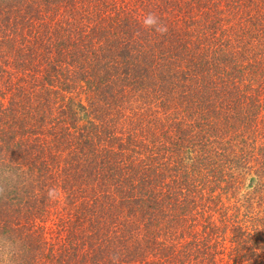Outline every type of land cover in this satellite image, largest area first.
<instances>
[{
	"label": "trees",
	"instance_id": "trees-1",
	"mask_svg": "<svg viewBox=\"0 0 264 264\" xmlns=\"http://www.w3.org/2000/svg\"><path fill=\"white\" fill-rule=\"evenodd\" d=\"M218 1L0 0L11 264H264V0Z\"/></svg>",
	"mask_w": 264,
	"mask_h": 264
},
{
	"label": "rangeland",
	"instance_id": "rangeland-1",
	"mask_svg": "<svg viewBox=\"0 0 264 264\" xmlns=\"http://www.w3.org/2000/svg\"><path fill=\"white\" fill-rule=\"evenodd\" d=\"M219 2L218 0H214V2ZM247 184H249L248 180H247ZM251 186V184H250ZM41 186L38 185L36 187H33V191L38 192L40 190ZM250 188H242V190L240 192H238L233 199L230 200H226L224 198V201L226 203L229 204H233L236 205V207H238L239 205H245L246 201H245V193L247 192V190H249ZM38 196H40V193L38 194ZM258 200L256 199L255 201H253V205H252V211L256 210L259 212L260 209V205L257 204ZM63 206L62 205H54L51 209V214L49 216L46 217V219L44 221L39 222V224L42 226L44 225L47 228V232H48V237H53L54 239H57L59 237H61L62 235H64L65 231H62L63 229V225H62V221H61V214H63L62 211ZM246 210L245 207L242 208V213H244ZM15 226V225H13ZM19 227V226H18ZM20 228V227H19ZM23 230V229H22ZM40 233H43V231L40 229L39 230ZM28 231H25V233ZM11 235V233L9 234ZM13 237L16 238L15 235H11ZM10 236H0V239L3 241H6V243H9L8 238ZM18 238H16L17 240ZM18 241V240H17ZM228 245V243L223 244V247L225 249V251H221L220 255H218V260H219V264H235L236 259H235V255H233L230 251L226 250V246ZM230 245V244H229Z\"/></svg>",
	"mask_w": 264,
	"mask_h": 264
},
{
	"label": "clouds",
	"instance_id": "clouds-1",
	"mask_svg": "<svg viewBox=\"0 0 264 264\" xmlns=\"http://www.w3.org/2000/svg\"><path fill=\"white\" fill-rule=\"evenodd\" d=\"M142 27L144 30L153 31L158 35H166L168 32V27L165 23L162 22L160 17L153 13L149 12L142 18ZM3 192V187L0 186V193ZM49 195H54V190L49 192ZM10 243V242H9ZM5 257H8L6 260ZM12 253L10 251H6V246L0 243V264H11ZM112 264H119V255L114 253L111 257Z\"/></svg>",
	"mask_w": 264,
	"mask_h": 264
}]
</instances>
